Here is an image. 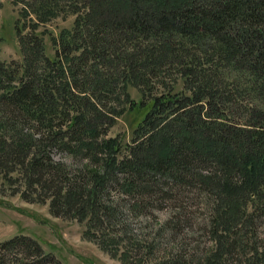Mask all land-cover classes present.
I'll list each match as a JSON object with an SVG mask.
<instances>
[{
    "label": "trees",
    "instance_id": "1",
    "mask_svg": "<svg viewBox=\"0 0 264 264\" xmlns=\"http://www.w3.org/2000/svg\"><path fill=\"white\" fill-rule=\"evenodd\" d=\"M10 1L27 20L15 24L21 61L0 59V179L85 221L123 264L153 251L130 215L187 193L203 199L212 244L196 261L170 250L160 264H226L250 249L264 259L253 238L264 216V0ZM66 15L73 24L47 55L36 29ZM125 108L143 115L123 142L106 130ZM27 260L54 264L29 235L0 241V264Z\"/></svg>",
    "mask_w": 264,
    "mask_h": 264
},
{
    "label": "rangeland",
    "instance_id": "2",
    "mask_svg": "<svg viewBox=\"0 0 264 264\" xmlns=\"http://www.w3.org/2000/svg\"><path fill=\"white\" fill-rule=\"evenodd\" d=\"M16 19L20 22L27 20L20 5L12 4L10 0H0L1 60L21 61L15 30ZM73 19L74 15L59 16L37 27L36 31L44 40L47 55L54 52L52 38H57L63 28L70 29ZM127 91L131 100L137 102L140 99L136 88L128 86ZM142 115L141 109L125 108L106 130V136L119 135L123 142L129 141L133 128ZM53 154L55 159L75 162L74 164L79 162L61 150H55ZM17 186L20 187L15 190ZM22 189L21 183L8 184L0 179V241L18 233L29 235L37 241L44 253L53 256L54 264H123L118 257L111 256L84 234L85 221L51 214L47 199L28 200L22 196ZM208 220L203 199L193 196L192 193L185 194L179 201L165 199L163 202H155L154 205L143 208L141 214L138 212L137 215L129 217L133 227L137 228L140 224L141 232L148 233L150 237L146 235L147 241L153 244V251L140 257L144 258L143 264H160V259L170 250L182 254L186 260L201 259L203 252L212 244ZM255 223L257 227L253 238L261 253L264 250V216L259 217ZM259 256L261 254L253 255L251 249L245 251V254L237 255L233 252L228 256L226 264H251L257 261V264H264V259ZM32 260H27L26 264H34Z\"/></svg>",
    "mask_w": 264,
    "mask_h": 264
}]
</instances>
